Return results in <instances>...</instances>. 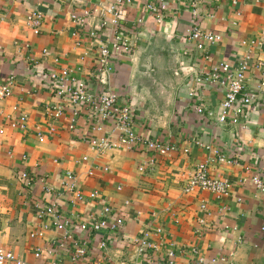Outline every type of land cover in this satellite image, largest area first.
Instances as JSON below:
<instances>
[{
	"label": "crops",
	"instance_id": "0c3cea01",
	"mask_svg": "<svg viewBox=\"0 0 264 264\" xmlns=\"http://www.w3.org/2000/svg\"><path fill=\"white\" fill-rule=\"evenodd\" d=\"M188 2L130 0L119 5L115 12L131 48L110 52L103 65L100 49L112 39L114 16L108 11L114 0H0V84L14 78L13 94L2 103L0 115L1 249L26 264L35 263V251L46 263L73 264L74 241L88 245L82 264H166L170 249L174 264H264V194L249 180L264 174V90L258 91L260 72L255 69L260 63L264 72V0H241L236 6L230 0H199L200 25L221 36L203 53L184 41L191 25ZM148 4L166 8L160 23ZM29 13L41 17L38 34L27 24ZM72 16L83 17L85 27ZM102 21L108 26L102 27ZM239 60L248 64L246 89L257 93L245 109L243 128L218 123L222 92L194 80L221 62L235 67ZM63 70L69 73L65 88H74V79L95 98L116 93L118 105L133 106L137 135L178 151L160 156L143 144L94 148L91 141L112 133L114 125L90 107H73L56 95L50 74ZM21 113L27 127L11 129L8 123ZM214 151L224 162L216 161ZM199 164L231 184L230 196L184 193ZM67 173L77 191L98 197L73 206L72 193L61 185ZM49 205L70 220L71 239H64L51 216L39 215ZM103 206L123 226L96 235L79 231L81 220L98 217ZM156 227L162 229L151 235L160 245L157 251L139 252L134 239ZM101 241L107 246L99 251Z\"/></svg>",
	"mask_w": 264,
	"mask_h": 264
},
{
	"label": "built area",
	"instance_id": "2783aa9c",
	"mask_svg": "<svg viewBox=\"0 0 264 264\" xmlns=\"http://www.w3.org/2000/svg\"><path fill=\"white\" fill-rule=\"evenodd\" d=\"M199 0H189L188 8L191 16V25L186 31L184 36L185 44L190 50L196 52H205L207 47L214 45L220 41L221 36L209 32L202 28L200 21L202 20V14L198 11ZM129 3L130 0H114V4L110 7L108 13L113 14V19L109 25L112 26V39L101 47L100 56L101 63L107 65L110 52L116 53L121 51H129L131 48L130 41L125 35L122 34L119 16L115 12L116 8L123 3ZM232 6L238 5L241 0H230ZM146 9L151 12L157 23L163 20V12L166 8L160 5L159 8L148 4ZM86 14V13H85ZM87 15V14H86ZM72 20L77 23L78 26L84 28V18L72 16ZM27 24L38 34L41 27V17L37 13H29L27 15ZM102 27L108 26L106 21L101 22ZM264 35V30L261 32ZM90 36H94V32H89ZM46 54V51L43 52ZM255 69L260 72L257 80L258 91L264 90V72L261 69V64L257 63ZM248 72V64L246 60H239L237 66L233 67L228 63H219L214 66L209 73L204 75H197L194 77L195 82L198 85L208 84L218 88L223 98L219 104V113L217 117L218 123L222 125H231L234 127L243 128L241 123L245 109L254 103L257 99V93L246 89V73ZM69 79V73L66 70L60 73H51L50 80L54 86V90L57 96L67 99V102L73 107L87 106L97 111L102 120L113 123L114 126L112 133L109 135L91 141V145L99 151L116 148H127L131 149L137 144H143L148 151L153 152L157 155H168L178 151L177 146L157 140V139H143L137 135L132 126H134V108L130 104L123 103L118 105V96L116 93H108L107 95H99L93 97L86 93L85 86L83 83L71 79L75 83V87H66L65 81ZM14 78L8 76L4 83L0 84V115L2 103L10 98L13 94ZM191 97H195L197 102H202V97L195 92L190 93ZM16 111L17 108L13 107ZM203 112L202 107L197 108V113ZM58 113L56 117L60 116ZM9 118V117H7ZM11 129L24 131L27 127V117L21 113L16 119H11L8 123ZM115 136H112V135ZM114 137V139H112ZM38 139H42V135H38ZM187 149H183L182 153L186 154ZM217 162H224V156L218 151L213 152ZM86 160V159H85ZM152 163V161H151ZM89 174H92L89 172ZM22 179H26V175H22ZM249 180L254 189L264 194V174L257 172L249 177ZM61 185L68 191H70L74 197L72 205L75 206L77 203H82L86 200H94L98 197L96 192H91L88 195H84L77 191L73 184V175L67 173ZM207 191L215 196L217 199L230 196L232 192V186L227 180L218 179L212 177L207 169V165L199 164L195 166L192 175L189 177L187 184L184 188V193L189 194L192 191ZM47 192V191H46ZM39 215H49L53 220V225L59 231H64V239H71L68 233L67 227H70V220L61 217L54 206H46L44 209H40ZM123 226V221L120 218L111 217V209L108 206H103L98 217L89 216L78 224V229L83 234L96 235L102 231L115 232ZM68 233V234H67ZM162 229L157 228L149 231H144L139 237L135 238V244L137 245L138 251L144 250H156L159 248V243H155L151 239V235H160ZM106 241H101L97 245L99 251L106 249ZM196 253V250H193ZM89 255V248L86 242H73L72 249L70 251V261L73 264H82L87 256ZM174 251L172 249L167 250L166 264H174ZM32 257L36 264H56L55 261L45 262L43 255L40 251L32 253ZM202 262V259H198ZM13 263V264H26L27 262L18 259L10 252H6L0 248V264ZM34 263V264H35ZM85 263V262H84ZM86 264V263H85ZM87 264H99L98 262H88ZM101 264V263H100Z\"/></svg>",
	"mask_w": 264,
	"mask_h": 264
}]
</instances>
